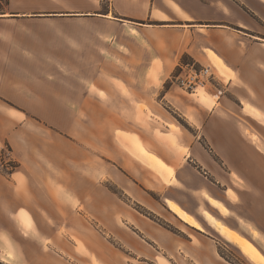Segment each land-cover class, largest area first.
<instances>
[{
    "label": "crops",
    "instance_id": "0c3cea01",
    "mask_svg": "<svg viewBox=\"0 0 264 264\" xmlns=\"http://www.w3.org/2000/svg\"><path fill=\"white\" fill-rule=\"evenodd\" d=\"M185 63L210 68L204 101L176 85ZM4 148L16 167L0 171V264L140 260L120 236V252L92 244L89 224L119 203L109 187L118 219L161 255L148 263L232 264L167 202L205 226L202 210L222 214L204 194L231 214L241 198L240 221L264 217V0H0ZM233 185L252 197L230 201Z\"/></svg>",
    "mask_w": 264,
    "mask_h": 264
},
{
    "label": "rangeland",
    "instance_id": "374dc122",
    "mask_svg": "<svg viewBox=\"0 0 264 264\" xmlns=\"http://www.w3.org/2000/svg\"><path fill=\"white\" fill-rule=\"evenodd\" d=\"M211 63L216 67V65L213 63V60L211 59ZM217 69V76L219 78H221L224 82H226V79L224 78V76H222ZM178 73V71H177ZM203 90L199 89L197 91V97L200 101H204L205 99L203 98ZM1 171V170H0ZM5 174V171H1ZM212 181H214L215 179L212 178ZM170 181H172V178H170ZM240 182V180H239ZM226 188V187H225ZM219 189V190H217ZM223 189V187H221L220 185L215 188V191L217 192H221V190ZM232 191L234 192V189H237L240 193V197H246L251 198L252 194L249 193L247 190H242L241 188H237L236 186L233 185V187L231 188ZM110 192L113 194V196L115 197L116 201H118L119 203H124V198H122V192L114 187H109ZM244 191V192H243ZM227 195V193H226ZM227 197L229 198L230 201L236 203L237 202V195L234 192V196H229L227 195ZM203 198L205 199V201L211 206L213 207L215 210H217L219 213H221L222 215H216V213L214 211H206V210H202V208L200 210L201 211V217L207 225L209 226H205V224L203 222H198L199 225L202 227L201 229L196 228L195 226H193L191 223H189L185 217L179 215L178 213H176L169 205V203L167 202L169 208L171 209V211H173L181 221H185L187 225H189L192 228H187L183 225H179V228L182 229L185 233L187 234H191L193 236H199V233L201 234H212L213 238L215 239V241L218 244V253L220 254L221 257H223L225 260L231 262L232 264H255L252 261H254L253 259H251L248 254L241 249L234 241L232 240H228L226 239L224 236H222V234L219 231L218 226L216 225L217 223L228 228L229 226H232L234 228H236L238 230V232L245 236L247 239H249L252 243H250L249 241H247L248 243H250L255 250L259 253L260 251L264 254V233L259 234L256 230H261L264 232V217L261 215H255V223L257 224H253L252 223V214L250 215H244L245 216V221H240L239 218H237L236 213H242L241 209L244 208V202L243 200L240 198V204L233 206V211L234 214H231V212L229 211V209L223 205L222 203H220L219 201L215 200L214 198H212L209 195L204 194ZM249 201H251L249 199ZM113 203V202H112ZM116 203V204H119ZM214 203H216L217 205H214ZM112 205L111 209H107V210H101L99 212V217H100V222L97 223L96 220H94V222H91L89 224V227L91 229L90 233L92 232V244L95 246H99L100 248L102 247L104 250H106L107 252L110 253V251L115 248V244L113 242V240H117V237H121V239L126 240L127 244L131 245L132 249L135 250V252L139 255H142V260H137L135 256L132 257H128L126 256V261L129 262V264H150L148 263L146 260L148 259H154L156 256H161L159 253H155L154 249L151 247V245L145 241L142 240L140 236L135 235L132 233L131 229H129L127 227V225H125L122 221H120L121 217L124 215H128L122 208H119V205ZM116 207V209L114 210V207ZM222 208L224 211H221ZM251 205H249V212H251ZM123 211V212H122ZM142 215L146 216L147 218H152V220L154 219V222H156V226H160L163 228H167L166 230L171 232L172 234H177L180 233V231H178L173 225H169L167 222H165L163 219L156 217L154 214H152L151 212L147 211V210H139ZM211 212V213H209ZM207 215H209L213 220H210L209 218H207ZM213 214V215H212ZM243 214V213H242ZM120 218V219H118ZM184 222V223H185ZM174 223V222H173ZM176 223V222H175ZM178 224V223H177ZM229 225V226H228ZM228 226V227H227ZM213 229V230H212ZM229 229V228H228ZM231 230V229H230ZM234 232V231H233ZM237 234V233H236ZM223 237L224 239H226L228 242L232 243L233 245H235L241 252L242 254L250 261H248L246 258H244L241 253L239 252V250L225 242L221 237ZM238 235V234H237ZM241 235H238L241 237ZM91 237V236H90ZM254 244V245H253ZM260 250H258L257 248ZM84 250V254H86V248L83 247ZM118 250V249H116ZM120 252V250H118ZM122 252V251H121ZM91 256V255H90ZM86 257V260H84V264L87 260H91V264H97L96 262H94L92 259L93 257H88V256H84ZM163 258H165V260H167L170 264H182L180 263V260L178 259H173V258H169L167 256H162ZM249 257V258H248ZM251 259V260H250ZM93 261V262H92ZM155 264H157L155 262Z\"/></svg>",
    "mask_w": 264,
    "mask_h": 264
},
{
    "label": "built area",
    "instance_id": "2783aa9c",
    "mask_svg": "<svg viewBox=\"0 0 264 264\" xmlns=\"http://www.w3.org/2000/svg\"><path fill=\"white\" fill-rule=\"evenodd\" d=\"M178 69L179 71L174 79L176 85L186 93L195 96H197L199 89L205 90L213 76L209 67H199L194 63L182 64ZM13 165L14 162L10 158L9 150L4 148L0 155V170L11 171Z\"/></svg>",
    "mask_w": 264,
    "mask_h": 264
},
{
    "label": "bare ground",
    "instance_id": "6f19581e",
    "mask_svg": "<svg viewBox=\"0 0 264 264\" xmlns=\"http://www.w3.org/2000/svg\"><path fill=\"white\" fill-rule=\"evenodd\" d=\"M211 59L213 60V63L216 65V67L219 69V71L221 73L224 74H229V71L224 67L222 61L216 57H214L213 55H210ZM247 132V130H246ZM249 133V132H248ZM253 133V132H252ZM256 136V135H255ZM159 169L161 170L162 174L169 179L170 176L168 174V172L159 165ZM232 179L234 182H239L238 177H236L235 175H232ZM227 195L229 196H234V192L231 189L227 190ZM170 207L179 215L185 217V219L191 223L193 226H195L198 229H202V227L199 225V223L197 221H195V219H193L192 217H190L189 215L185 214L178 206H176L174 203H169ZM214 205H217L216 203H214ZM218 206V205H217ZM221 211H224L222 208H220ZM207 218H209L210 220H213L209 215H207ZM219 228L220 233L227 237L230 238L232 241H234L241 249H243L248 256L253 259L254 261H256L259 264H264V258L255 250V248L248 243L246 240H244L242 237L238 236L235 232H233L232 230L220 225V224H216Z\"/></svg>",
    "mask_w": 264,
    "mask_h": 264
},
{
    "label": "trees",
    "instance_id": "16d2710c",
    "mask_svg": "<svg viewBox=\"0 0 264 264\" xmlns=\"http://www.w3.org/2000/svg\"><path fill=\"white\" fill-rule=\"evenodd\" d=\"M184 62H187V61L184 60L183 63H184ZM15 167H16V164L14 163V165H13V169H14ZM13 169H12V170H13ZM12 170H11V171H12ZM9 173H10V171H5V174H9ZM139 212H140V211H139ZM148 218H149V217H148ZM150 219L152 220V218H150ZM153 221H154V219H153ZM166 229H167V228H166Z\"/></svg>",
    "mask_w": 264,
    "mask_h": 264
}]
</instances>
